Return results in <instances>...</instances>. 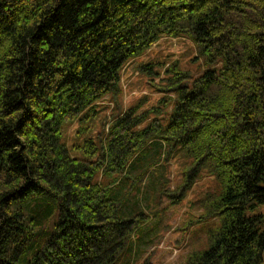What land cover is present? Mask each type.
<instances>
[{
  "label": "trees",
  "instance_id": "trees-1",
  "mask_svg": "<svg viewBox=\"0 0 264 264\" xmlns=\"http://www.w3.org/2000/svg\"><path fill=\"white\" fill-rule=\"evenodd\" d=\"M165 36L205 68L171 65L166 96L122 110L123 64ZM164 154L186 166L170 197L219 180L190 264H264V0H0V264H129Z\"/></svg>",
  "mask_w": 264,
  "mask_h": 264
},
{
  "label": "rangeland",
  "instance_id": "rangeland-1",
  "mask_svg": "<svg viewBox=\"0 0 264 264\" xmlns=\"http://www.w3.org/2000/svg\"><path fill=\"white\" fill-rule=\"evenodd\" d=\"M197 55L195 44L187 37L160 38L123 64L118 106L125 110L137 104L144 109L155 105L162 95L166 96L164 89L170 77L166 71L171 65L177 64L180 71L192 76H197L205 68ZM150 64L151 70L146 72L144 66ZM99 104V118L103 115L110 117L117 109L111 96L104 97ZM76 128L77 124L69 133L68 144L72 142ZM165 157L166 154L158 159L153 171L158 183H167L166 194L141 192L140 207L147 219L129 243L132 248L127 259L129 264L193 263L195 253L209 248L210 235L218 225L215 206L219 180L215 174L208 168L201 169L195 173L182 197H170L169 194L182 182L186 166L182 169L183 160L179 159V154H172L167 160ZM261 212L264 214V209Z\"/></svg>",
  "mask_w": 264,
  "mask_h": 264
}]
</instances>
